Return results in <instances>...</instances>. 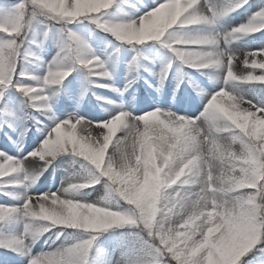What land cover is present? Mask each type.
<instances>
[{
    "label": "snow or ice",
    "instance_id": "snow-or-ice-1",
    "mask_svg": "<svg viewBox=\"0 0 264 264\" xmlns=\"http://www.w3.org/2000/svg\"><path fill=\"white\" fill-rule=\"evenodd\" d=\"M115 3L16 0L0 4V131L7 128L18 138L26 136V120L35 121L29 109L50 122L37 128L44 138L31 152L13 156L0 150V195L19 201L0 203V229L24 221L20 233L0 230V248L23 256L27 264H89L100 234L128 228L136 231L130 233L132 242L123 247L117 264H241L258 242L264 244V101L254 103L235 89L264 85V46L242 53L245 70L238 73L234 64L239 56L231 45L264 31V5L244 23L206 31L248 0H156L135 19H105ZM38 18L62 25L57 53L42 65V75L24 67L40 60L25 47H40L28 40ZM82 19L111 34L119 44L135 46L137 55L126 65L122 89L104 83L113 80L112 61L97 56L80 34L67 27ZM50 32L47 27L43 39ZM146 42H157L171 54L158 72L138 62L139 46ZM173 61L201 74L214 72L221 82L211 93L194 87L204 99L195 116L160 107L136 114L123 105L92 120L76 112L63 119L56 115L61 91L66 100L75 99L77 104L91 88L120 94L135 83L141 68L156 78L159 91ZM76 71L83 74V84L79 96L73 97V81L68 87L64 81ZM177 72L187 76L180 66ZM187 78L192 86L191 77ZM10 91L19 96L18 103ZM92 95L114 103L95 92ZM8 139L15 143L11 136ZM63 155L80 162L83 175L70 177L66 184L62 181L56 191H16L34 184ZM98 183L106 189L103 202L74 198L73 194ZM113 195L122 205L107 203ZM53 228L83 235L33 255L31 243ZM256 250L264 252V247ZM4 264L20 262L5 257Z\"/></svg>",
    "mask_w": 264,
    "mask_h": 264
},
{
    "label": "rangeland",
    "instance_id": "rangeland-1",
    "mask_svg": "<svg viewBox=\"0 0 264 264\" xmlns=\"http://www.w3.org/2000/svg\"><path fill=\"white\" fill-rule=\"evenodd\" d=\"M155 2L156 0H132V8L125 11L123 17L120 18L119 16H117L116 20L135 19L146 12L150 7H152ZM261 5H264V0H248V4H246L247 12H240L237 10L236 12H233L230 15L224 16L223 18L219 19L215 25L209 26L205 30L224 31L228 28L244 23L246 21L245 15L247 13H254L259 9ZM45 24L46 23H44L41 18H38L37 21H35L32 25L33 30H36V33L40 39L43 38V33L46 29ZM78 34H80L81 37L86 40L92 51L97 56H100L102 59L108 58L112 61L114 66L113 80L104 81V83H112L116 88L122 89L124 87L126 65L128 61L133 56H135V54L125 51H121L117 55L111 54L110 52H107V49L102 45L100 41H94L88 35V33L84 32V28L80 29ZM50 37L53 42H57L58 34L56 30H54V28L51 29ZM245 37L231 45V50L237 53V55L239 56V59L234 64V70L238 73L245 70V66L242 63V53L264 46L257 44L251 39L244 40ZM56 53L57 51L55 48L42 51L41 56L39 55L40 60L36 61V66L29 72L35 73L37 75H42V65L47 64L48 61L52 60ZM146 57L147 59H144V62L140 61L139 63L143 65V67L151 69L153 72H158L161 65L169 58L159 56L155 52L154 48H152L151 52L146 55ZM216 75V73L211 71H209V75L206 77L194 75L191 77L193 84L192 86H190L189 80L187 79L186 83L184 81V78L177 72V65L173 64V67L170 69L169 74L163 83V86L159 91H157L156 78H154V76L150 75L148 72H144L141 68L138 74H136L135 83H133L131 87L120 94L112 92L106 88H94L93 92L96 93V96L107 98V100L114 102L112 104L105 103L104 100H97L95 96L94 100H92L90 96L84 95L79 104L75 102V99L66 100V97L61 104H59V102L56 100L54 110L56 112V115L61 119L65 118L67 114L72 112H76L78 113V115L89 120L102 118L106 117L109 112L115 111L117 105H123L126 110H129L136 114H139L142 111L160 107L162 109L170 110L180 115L195 116L201 110L204 99L202 98V94H198L197 91H194V87L198 86V88L202 90V93H211L215 91L222 86L221 82L215 79ZM145 80L148 81L147 84L145 83ZM149 84H151L152 87H149ZM81 88V85L73 84L71 86V95L73 97H78ZM235 92L237 95L242 96L247 100H252L254 103L260 102L253 92L252 85L238 86L235 89ZM145 101H148V104L151 103V105L144 104ZM242 107H247V105H242ZM49 123L50 122L48 120L44 126L48 125ZM119 135H121V133H117V136ZM8 136H11L12 141H15V143L10 142ZM43 138V133L36 131H33L31 133L28 132V134L23 138H18V134L16 132L9 130L6 136V140H2L0 138V150L7 152L9 155L23 156L38 147ZM113 140L115 141L116 137H114ZM111 148L112 145L110 144L109 151H111ZM45 172L34 184L28 186L26 189L20 188L16 191L20 193L26 192L27 194L56 191L57 189L62 187V181L66 184L70 177L83 175V172L79 170V168L72 165L69 158L61 160L58 164L55 165L50 173H47L45 175ZM103 194V190H99L90 194L79 191L73 194V196L76 199H81L87 202H103L105 198ZM6 202L18 203L19 201L9 200L5 196L0 197V203ZM107 203L113 207H118L109 199H107ZM23 224L24 221L20 220L16 223H11L4 226L0 230L13 234L20 233L23 231ZM58 232L61 233L59 237H57ZM58 232L54 233L53 235H41L39 238L35 239L30 245L31 253L35 255L42 251L47 252L50 249H54L67 242H71L75 238L80 237L78 233L68 234L64 231ZM124 238L125 234L122 233L119 236V241H115L114 243L102 242L100 245L101 249L97 257L92 260L90 264H117V261L120 259L123 247L126 245L122 241L124 240ZM5 257H8L12 261H19L20 264H27V261L23 256H19L17 253L10 250H8V253L5 255Z\"/></svg>",
    "mask_w": 264,
    "mask_h": 264
},
{
    "label": "trees",
    "instance_id": "trees-1",
    "mask_svg": "<svg viewBox=\"0 0 264 264\" xmlns=\"http://www.w3.org/2000/svg\"><path fill=\"white\" fill-rule=\"evenodd\" d=\"M13 1H15V0H0V4H3V3H11ZM123 1L124 0H116V3L113 5V7L108 10V15L105 18H111L112 19L115 14H119V13L121 14L120 9L122 7H127V6L130 5L129 3L124 4ZM80 23L88 25L90 27V29H91V31H92L93 34L100 35L104 39V41L107 42L109 45H114V46L122 47V48H125V49H134V47H135V46H132V45H127V44H119L115 40V38L113 36H111V34L101 31L100 29L96 28L95 25L90 24L89 21H87V20H83L82 19V20H80L78 22H74L72 24L67 25V27L71 29L72 27H74V25H78ZM57 26L59 27V30L62 27L61 24H58ZM250 37L253 38V39H255L256 41H263L264 40V31H260V32L251 34ZM28 40H34L32 34H30V32L28 33ZM150 45L156 46L161 51L162 50H165L157 42H146L144 45L139 46V50L140 49H144V48H146V47H148ZM25 47L27 48L28 51L34 53L35 55L37 54L36 53V46L35 45H33V44H26ZM31 64L32 63H25L24 64V67L26 68L27 66H30ZM184 68H186V67H184ZM70 77L72 79H76V74H74V72H73ZM9 95L15 97L16 101L19 102V99L20 98H19V96L16 93L10 91ZM258 95H259V97L261 99H264V85H260L259 86ZM28 112L30 114V117L31 116H34L35 117V121H36V119H41V118H43L45 120V116L44 115H41L40 113L32 112L30 109L28 110ZM26 121L27 122L28 121L34 122V120L31 119V118H28ZM63 156H65V155H63ZM63 156H59V157H63ZM79 164L81 166V163L80 162H79ZM100 187H104V184L103 183H98L93 188H87V189H89V190H91V189L97 190ZM111 198L114 200V202L116 204L122 205V201H120L114 195L111 196ZM124 229H128V228H124ZM66 230L67 231H73V230H70V229H66ZM117 230H121V229H114V230H110L108 232L102 233V234H100L98 236L97 240L100 239V238H103V237H107L109 234H111V233H113L114 231H117ZM129 231L132 233V232H134L136 230L135 229H129ZM260 247H264V244H260L258 242V244L255 246L254 250L252 252H250L249 254H247L243 258L241 264H246L247 261H251V264H264V252H260V251L256 250V249H258ZM3 252H4V250L2 248H0V260H1V256H2L1 253H3Z\"/></svg>",
    "mask_w": 264,
    "mask_h": 264
},
{
    "label": "bare ground",
    "instance_id": "bare-ground-1",
    "mask_svg": "<svg viewBox=\"0 0 264 264\" xmlns=\"http://www.w3.org/2000/svg\"><path fill=\"white\" fill-rule=\"evenodd\" d=\"M144 104L151 105V103L148 104V101H145Z\"/></svg>",
    "mask_w": 264,
    "mask_h": 264
}]
</instances>
